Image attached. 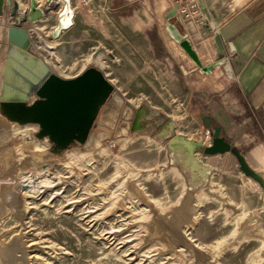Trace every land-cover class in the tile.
Returning <instances> with one entry per match:
<instances>
[{
	"label": "rangeland",
	"instance_id": "374dc122",
	"mask_svg": "<svg viewBox=\"0 0 264 264\" xmlns=\"http://www.w3.org/2000/svg\"><path fill=\"white\" fill-rule=\"evenodd\" d=\"M19 1L28 10L30 0ZM69 4L73 23L56 35L63 0L21 25L51 46L60 65L52 71L64 78L104 50V74L122 103L104 110L113 123H98L86 146L60 154L36 137V124L0 116V264H264V172L247 160L264 131L247 117L232 75L221 66L200 73L142 0ZM29 49L42 57L32 41ZM31 125V135L20 134ZM23 175L47 182L29 193L17 185Z\"/></svg>",
	"mask_w": 264,
	"mask_h": 264
},
{
	"label": "water",
	"instance_id": "95a60500",
	"mask_svg": "<svg viewBox=\"0 0 264 264\" xmlns=\"http://www.w3.org/2000/svg\"><path fill=\"white\" fill-rule=\"evenodd\" d=\"M53 30L56 35L61 29L72 23V10L69 0ZM198 2V1H197ZM9 5L10 0L6 1ZM199 3V2H198ZM5 0H0V15L3 13ZM203 15L210 20L202 4H198ZM18 3L13 1L12 15L16 14ZM62 13H65L63 19ZM44 16V11L30 0L27 15L17 18L15 25L7 27V43L0 77V116L8 122L17 124L34 123L37 126L36 137L50 143L51 150L60 154L73 144L86 146L92 133L102 122L104 110L112 111L122 103L118 89L98 68L90 66L74 77L64 78L52 72L42 58L29 49L31 43L22 22L35 23ZM179 46L190 57L200 71L209 73L213 64L202 66L194 49L187 39H179ZM117 98L118 106H113ZM112 105V107H111ZM205 126L213 120L202 115ZM107 120V119H105ZM110 124L113 123L111 120ZM112 122V123H111ZM213 136L218 138L219 127L213 126ZM105 130L107 136L109 131ZM217 143L227 145L222 139ZM241 169L248 175L258 178L257 174L246 165L243 156L236 150Z\"/></svg>",
	"mask_w": 264,
	"mask_h": 264
},
{
	"label": "crops",
	"instance_id": "0c3cea01",
	"mask_svg": "<svg viewBox=\"0 0 264 264\" xmlns=\"http://www.w3.org/2000/svg\"><path fill=\"white\" fill-rule=\"evenodd\" d=\"M196 1L202 4L210 20L203 15L199 5V14L193 18H185L170 15L172 6L166 0H142L144 4L150 5L152 15L159 25L165 27V31L166 25L170 23L176 28L181 39L189 41L202 66L214 65L211 71L206 73L200 71V67L190 59L200 73L209 75L221 66L232 75L236 93L232 95L243 98L247 117L253 119L263 132L264 0ZM70 8L73 23L74 13L72 7ZM183 53L188 57L184 50ZM247 160L264 172L263 141L249 150Z\"/></svg>",
	"mask_w": 264,
	"mask_h": 264
},
{
	"label": "bare ground",
	"instance_id": "6f19581e",
	"mask_svg": "<svg viewBox=\"0 0 264 264\" xmlns=\"http://www.w3.org/2000/svg\"><path fill=\"white\" fill-rule=\"evenodd\" d=\"M6 1H8V0H5V4H4V6L6 5V7L3 9V11H4V19L5 18H7V23L5 24L6 26H4V27H0V38L1 39H3L4 37H5V35H6V37H7V27L9 26V24L10 25H15L16 23H17V18H22L23 16H25V15H27V12H28V10H29V8H28V10H27V6H25V7H22V5H21V3H20V1L19 0H10V4L8 5L7 3H6ZM13 1H16L17 3H18V8H17V10H16V14L15 15H12L11 14V12H12V5H13ZM36 1V3H37V6H39L43 11H44V16H46V15H50V14H52V11L54 10V6H56V4L58 3V0H47L46 1V3L44 4V5H41V4H39L41 1L40 0H35ZM39 2V3H38ZM63 2H64V5H63V7H62V9H61V11L59 12V14L58 15H60L61 14V12H62V10H63V8L65 7V4H66V1L65 0H63ZM30 4V3H29ZM59 6H60V4H59ZM59 8V7H58ZM62 15H64L63 16V19L64 18H67V17H65L66 15H65V13L63 14L62 13ZM10 18V20L8 21V19ZM27 34H28V37H29V39L31 38V40L30 41H32V43L35 45V48L37 49V51H39L40 52V54L42 55V60L48 65V67L51 69V70H53L54 72H56L57 73V70H58V68L60 67V65H59V62L57 61V59L54 57V55L52 54V52H50V48H51V46L50 45H46V41H45V39L40 35V33L38 32V30H36L35 28H34V26L32 27L31 25H27ZM166 31H167V33L169 34V36L175 41V42H178V40L180 39V35H179V33L177 32V30H176V28L172 25V24H170V23H168L167 25H166ZM6 33V34H5ZM217 40V44L218 45H220L219 44V40L218 39H216ZM6 48V47H5ZM97 49H100V48H97ZM99 51V50H98ZM4 54H5V50H4ZM107 58V56H106V53H105V51L103 50H101V51H99V52H95V53H93V54H90V55H88L85 59H83V60H81L80 61V67H79V71H82L83 69H85V68H87L89 65H94L93 67H96V68H98L100 71H102L103 73H104V70H105V68H106V66H105V62H104V59H106ZM52 71V72H53ZM59 71V70H58ZM53 72V73H54ZM105 75V74H104ZM106 76V75H105ZM62 77V76H61ZM74 77V76H73ZM68 78H70V77H68ZM110 81V80H109ZM111 83H112V81H111ZM113 84V83H112ZM16 124V123H15ZM27 124H34V123H27ZM22 125H25V124H22ZM22 125H18V126H22ZM32 127L31 128H25V130H23V131H20V134L21 135H23L24 133H21V132H25L26 134H30V132L31 131H33V128H34V126L33 125H31ZM12 127H15L14 129H15V131H16V126L15 125H12ZM19 128V127H18ZM17 128V129H18ZM21 129V128H20ZM16 133V132H15ZM168 133V131L167 130H163L162 132H161V134H163V135H165V134H167ZM17 134V133H16ZM19 135V134H18ZM17 135V136H18ZM31 135V134H30ZM29 135V136H30ZM25 137V136H24ZM102 137V136H101ZM100 137V138H101ZM24 140H26L25 138H23ZM20 140H22V139H20ZM19 140V141H20ZM23 141V140H22ZM33 141V140H32ZM37 141V140H36ZM46 141V140H45ZM98 141V140H97ZM100 141V140H99ZM25 141H23L22 143H23V146H24V144H26V143H24ZM38 142V141H37ZM47 142V141H46ZM28 143H29V141H28ZM21 144V143H20ZM97 145V144H96ZM41 146V145H40ZM225 146L226 145H223V144H219L218 146H217V148H219V149H223V148H225ZM22 147V146H21ZM25 147H26V145H25ZM25 147H23V149L25 148ZM34 147H35V145H34ZM38 147V146H37ZM98 148V147H97ZM22 149V150H23ZM41 149V148H40ZM42 149H43V147H42ZM41 149V150H42ZM87 149H89V148H87ZM21 150V151H22ZM25 150V149H24ZM23 150V151H24ZM31 150H32V148H31ZM35 150V149H34ZM33 150V151H34ZM40 150V151H41ZM44 150V149H43ZM94 150V149H93ZM19 151V150H18ZM26 151V150H25ZM24 151V152H25ZM32 151V152H33ZM35 151H38V150H35ZM28 152H30V150L28 151ZM68 152V151H67ZM74 152H76V151H74ZM101 152V151H100ZM17 153V152H16ZM26 153V152H25ZM69 154V153H68ZM12 155V154H11ZM70 160V159H69ZM39 162V161H38ZM19 163V162H18ZM48 163H50V162H48ZM71 163V162H70ZM69 163V164H70ZM73 163V162H72ZM43 164V163H42ZM41 164H37V166H40ZM39 169V168H38ZM36 171V170H35ZM40 171L41 172H44L41 168H40ZM47 171V170H46ZM40 172V173H41ZM37 175V174H36ZM46 176V175H45ZM57 176V175H56ZM36 177V176H35ZM38 177V176H37ZM33 178V179H32ZM30 177V176H28V175H23V176H21V177H19V180H18V182H17V185H18V187L19 188H22V189H24V190H26V191H28L29 193L30 192H35V191H38V189H39V187H40V185L43 183V185L42 186H44V184L47 182V180H39V181H35L34 180V177ZM44 178V177H43ZM48 178H50V177H48ZM52 184V183H51ZM50 185V184H49ZM51 186V185H50ZM54 186V185H53ZM45 187H47V186H45ZM40 190V189H39ZM56 193V192H55ZM36 194V193H35ZM38 194V193H37ZM23 195H25V194H23ZM201 195V194H200ZM27 196V195H26ZM25 200V199H24ZM119 205V204H118ZM186 242V241H185ZM196 245V244H195ZM196 247H197V249H203L204 247H202L201 245H196ZM180 254V253H179ZM165 255V254H164Z\"/></svg>",
	"mask_w": 264,
	"mask_h": 264
},
{
	"label": "built area",
	"instance_id": "2783aa9c",
	"mask_svg": "<svg viewBox=\"0 0 264 264\" xmlns=\"http://www.w3.org/2000/svg\"><path fill=\"white\" fill-rule=\"evenodd\" d=\"M84 1V0H83ZM171 6L170 15H180L185 18H193L199 14L196 0H166Z\"/></svg>",
	"mask_w": 264,
	"mask_h": 264
},
{
	"label": "flooded vegetation",
	"instance_id": "af4514ba",
	"mask_svg": "<svg viewBox=\"0 0 264 264\" xmlns=\"http://www.w3.org/2000/svg\"><path fill=\"white\" fill-rule=\"evenodd\" d=\"M90 66H94V65L91 64ZM90 66H88V67H90ZM88 67H87V68H88ZM85 69H86V68H85ZM80 72H81V71H78V73H80Z\"/></svg>",
	"mask_w": 264,
	"mask_h": 264
}]
</instances>
